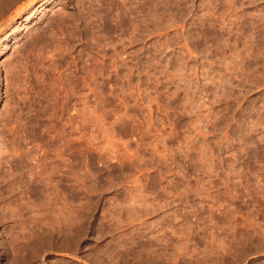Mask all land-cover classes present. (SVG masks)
Here are the masks:
<instances>
[{
	"label": "rangeland",
	"instance_id": "obj_1",
	"mask_svg": "<svg viewBox=\"0 0 264 264\" xmlns=\"http://www.w3.org/2000/svg\"><path fill=\"white\" fill-rule=\"evenodd\" d=\"M0 264H264V0H0Z\"/></svg>",
	"mask_w": 264,
	"mask_h": 264
},
{
	"label": "bare ground",
	"instance_id": "obj_2",
	"mask_svg": "<svg viewBox=\"0 0 264 264\" xmlns=\"http://www.w3.org/2000/svg\"><path fill=\"white\" fill-rule=\"evenodd\" d=\"M115 6V5H114ZM147 6V5H146ZM145 6V7H146ZM98 7H99V5H98ZM101 8V7H100ZM98 9V8H97ZM102 10V9H101ZM101 10H99V11H101ZM132 10V9H131ZM95 11V10H94ZM98 12V10L96 11V13ZM105 14V13H104ZM129 14V13H128ZM131 14V13H130ZM110 16V15H109ZM131 16V15H130ZM97 17V16H96ZM99 18H101V17H97L96 18V20L97 19H99ZM107 18H108V16H107ZM101 20H103V19H101ZM107 20V19H106ZM95 21V20H94ZM105 21V20H104ZM100 22V21H99ZM103 22V21H102ZM107 22V21H106ZM111 22V21H110ZM130 22V21H129ZM104 24V23H103ZM106 24V23H105ZM111 24H112V22H111ZM107 25V24H106ZM110 25V24H109ZM108 25V26H109ZM129 25V24H128ZM102 26V25H101ZM106 27V28H108L109 29V27ZM110 26H112V25H110ZM116 26V25H115ZM103 27V26H102ZM113 27V26H112ZM128 27H131V26H128ZM105 28V27H104ZM111 28V27H110ZM111 30V29H110ZM39 32V31H38ZM94 33V32H93ZM44 37V36H43ZM38 38V37H37ZM41 38V37H40ZM46 38V37H45ZM43 40V39H42ZM45 40V39H44ZM35 43V42H34ZM36 43H37V41H36ZM42 48V47H41ZM17 189V188H16ZM56 202V201H55ZM64 202V201H63ZM60 203V202H59ZM62 204V203H61ZM64 204V206L60 209V212H59V207L57 208L58 209V212H57V210L55 209V206L53 205V206H49V207H47V210H46V213L42 216V218L41 219H39V222H38V220H35L36 222L35 223H39L38 224V228H40V232L39 231H36V230H38V228L37 229H35V231H36V233H35V236H33L32 238H30L29 239V244H28V246H27V248H25L27 251L28 250H32V248L33 249H35L34 251H36L37 250V248L38 247H40V246H38L39 245V243H41L40 242V240H42L43 242H44V240H46V241H48V242H50V244H55V243H57L59 240H61V239H63V238H66V236H68L67 234H69L68 233V231H69V228H70V211H69V205H68V202H67V199H65V202L63 203ZM57 206V205H56ZM54 207V208H53ZM80 213V212H79ZM44 218H46V219H48L49 220V222H51V225L48 227V225H47V227L48 228H46V227H44L43 226V224H46V222L44 221ZM37 219V218H36ZM44 221V222H43ZM58 221H60V223H58ZM54 222H57V224H59V228L57 227V228H54L55 227V225H52V223H54ZM34 223V222H33ZM57 224H56V226H57ZM35 226L33 227V228H36V226H37V224H34ZM32 228V229H33ZM34 232H32V234H33ZM26 234V233H25ZM24 234V235H25ZM12 236V235H11ZM30 236V235H29ZM29 236H28V238H29ZM31 237V236H30ZM64 240V239H63ZM43 244H45V243H43ZM42 244V245H43ZM44 247V246H43ZM40 250H41V248H40ZM38 251V250H37ZM29 254V253H28ZM37 254V253H36ZM20 255V254H19Z\"/></svg>",
	"mask_w": 264,
	"mask_h": 264
}]
</instances>
